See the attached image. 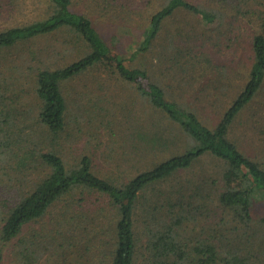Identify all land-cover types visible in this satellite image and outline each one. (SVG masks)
Instances as JSON below:
<instances>
[{"label":"trees","instance_id":"1","mask_svg":"<svg viewBox=\"0 0 264 264\" xmlns=\"http://www.w3.org/2000/svg\"><path fill=\"white\" fill-rule=\"evenodd\" d=\"M46 1L43 18L0 31V54L38 38L64 33L68 38L61 46H73L79 57L62 65L55 61L41 64L45 67L19 66L24 70L21 75L35 74L33 84L38 102L32 110L37 113L30 125L40 127L38 138L32 131L28 133L30 127H18L17 96L6 99L0 90V178L2 174L9 177L3 186L9 198L0 208V264L4 258L1 243L21 237L29 225L44 219L54 208L62 212L50 237L57 245L54 256L62 252L65 260L70 259L69 264H97L89 256L95 246H103L98 250L102 254L98 264H252L248 260L249 248L243 249L251 243L242 239L245 230H253V238L264 230V216L254 217L253 213L257 202L264 203V161L243 151L241 140H233L232 132L235 123L264 90V13L258 15L260 31L252 39L253 61L243 88L232 97L226 75L217 73L220 69L207 56L196 55L192 69L197 66L200 75L192 80L206 77L208 84L197 91L201 97L196 98V105L190 102L193 106L168 92L161 81H155L143 63L130 66L128 60L133 62L150 55L155 45L162 42L165 24L178 10L194 13L208 25L217 19L214 13L187 0H166L151 16L134 52L127 57L129 53L121 54L102 38L87 15L73 9L72 0ZM184 68L186 71L187 65ZM97 69L133 86L139 97L182 135L177 147L159 132L138 135L135 131L132 138L141 139L138 148L142 153L158 155L162 149L171 151L160 162L151 161L145 169H136L132 177L100 176L94 172L93 159L88 155L75 165H68L62 156L63 146L59 142L67 129L71 130L66 84ZM229 95L230 104L217 123H205L201 119L205 105L215 108L220 99H229ZM208 159L221 164L213 175L219 178L217 190H208L212 177L205 170L199 180L184 184L179 181L167 190L162 188ZM212 182L215 183L213 179ZM91 197L99 200L94 202ZM213 204L227 217L225 226L234 229L235 235L244 232L234 239L241 240L236 244L238 248H233L234 241L226 242L219 231L203 240L190 236L189 223L199 222L197 216L215 214ZM89 206L95 208L101 220L108 217L107 211L112 215L108 230L102 227L99 235H93L95 242L103 240L97 238L106 234H111L110 240L95 244L90 250L94 240L89 235L83 244L74 241L79 236L84 238L82 232L96 220L87 215ZM252 242L257 243V238ZM82 247L84 251H77ZM30 248L21 251L20 256L31 261Z\"/></svg>","mask_w":264,"mask_h":264},{"label":"rangeland","instance_id":"2","mask_svg":"<svg viewBox=\"0 0 264 264\" xmlns=\"http://www.w3.org/2000/svg\"><path fill=\"white\" fill-rule=\"evenodd\" d=\"M73 9L87 15L99 30L102 38L117 51L130 57L140 41L143 31L149 24L151 16L162 8L166 0H72ZM188 2L214 13L217 19L212 24H206L200 16L178 10L165 24L163 28L162 42L157 43L152 53L145 58L128 60V65L137 66L143 63L155 81H161L162 86L175 95L183 103L196 105V98L201 97L197 91L205 88L208 84L206 77L198 78L200 73L195 66L192 69L196 55L207 56L211 64L224 73L226 81L230 84V95L241 90L246 83L247 74L253 61L252 39L260 31L258 25L259 13H264V0H187ZM0 31L30 23L43 18L47 9L46 0H0ZM68 38L64 33H55L49 37L38 38L23 45H19L0 54V90L6 99L17 96L16 105L18 127H30V131L38 138L41 133L40 127H31L30 122L36 117L33 107L38 102L33 78L35 74L20 72L30 66L45 67L47 63L64 62L79 57V52L73 46L67 44L62 47V42ZM171 38V39H170ZM58 48V50H55ZM183 50V52H182ZM58 53V54H57ZM63 54L64 57L62 56ZM69 55V56H68ZM129 59V58H128ZM190 64H187V63ZM45 63V65H41ZM187 65V70L185 68ZM18 69V70H17ZM28 71V70H27ZM193 86V87H192ZM213 87L216 85H212ZM68 114L71 125L67 134L59 142L63 146L62 156L68 165H75L82 156L88 155L93 159L94 172L100 176L116 179L121 177H132L138 168L145 169L149 162H160L169 156L170 151L162 149L158 155L142 153L139 151L140 140L134 139L135 131L138 135L159 132L167 139H172L179 146L182 135L177 127L172 125L163 116L151 109L150 105L139 97L135 88L131 85L121 83L116 76L97 69L66 84ZM229 89V88H228ZM229 99H220L217 105L212 107L205 105L201 112V119L213 126L221 117L224 109L230 104ZM192 102V103H190ZM192 104V105H193ZM198 104V103H197ZM193 105V106H194ZM224 106L223 108H220ZM31 111V112H30ZM33 116V117H32ZM35 119V118H34ZM233 140H241L245 151L249 156L264 161V90L255 98V101L246 109L242 117L235 123ZM51 148V147H50ZM202 165H197L193 171L180 174L172 183H165L162 188L175 186L179 181L183 184L189 180H199L205 170L212 179L208 190H217L219 178L214 177L217 166L221 165L216 160H205ZM204 167V168H203ZM8 176L0 178V208L9 198L7 190L3 187ZM181 183V184H182ZM219 193V191H218ZM217 193V194H218ZM90 200L96 202L97 197ZM98 205H102L99 202ZM212 208L215 214H204L196 217L199 222L189 223L190 236L194 239L203 240L214 231H219L221 237L227 241L238 239L241 234L235 235L234 229L225 226L227 217L221 215V211ZM60 207V206H59ZM89 206L86 211L94 223L90 224L86 232H82L81 238L75 232V243H84V239L94 241L90 247L101 242L110 240L111 234L102 235L99 242H95L93 235H99L102 227L111 225L112 215L98 218L99 214L95 208ZM254 217L264 216V203L257 202ZM62 212L60 208H54L44 219L29 225L15 239L3 246V264H69L70 259L62 252L54 256L56 246L50 241L56 227L55 222ZM201 222V224H200ZM222 225V226H221ZM113 228V227H112ZM75 231V229H73ZM246 236L243 241L248 240L251 245L243 246L249 248L250 261L252 264H264V230L256 236L257 243L252 242L253 230H245ZM234 232V233H233ZM213 233V234H212ZM239 239L234 247L240 244ZM32 244L34 245L32 247ZM87 244V243H85ZM255 246H254V245ZM31 246V261L20 256L21 251ZM81 247V246H78ZM103 247V246H101ZM100 246H95L89 256L98 264L102 260ZM74 250L73 246H70ZM77 251H84L77 249ZM248 250H245L247 254ZM243 253L240 251L241 256ZM79 256V255H78ZM80 257V256H79ZM108 264V263H107Z\"/></svg>","mask_w":264,"mask_h":264}]
</instances>
